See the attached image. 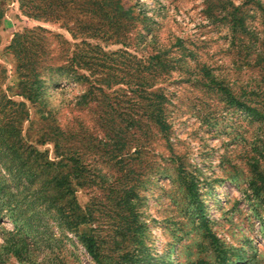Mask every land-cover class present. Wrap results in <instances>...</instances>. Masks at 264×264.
I'll list each match as a JSON object with an SVG mask.
<instances>
[{
  "label": "rangeland",
  "instance_id": "374dc122",
  "mask_svg": "<svg viewBox=\"0 0 264 264\" xmlns=\"http://www.w3.org/2000/svg\"><path fill=\"white\" fill-rule=\"evenodd\" d=\"M87 1H1L0 264H264V0H118L111 23Z\"/></svg>",
  "mask_w": 264,
  "mask_h": 264
},
{
  "label": "trees",
  "instance_id": "16d2710c",
  "mask_svg": "<svg viewBox=\"0 0 264 264\" xmlns=\"http://www.w3.org/2000/svg\"><path fill=\"white\" fill-rule=\"evenodd\" d=\"M1 1L2 0H0V17L3 14L2 10H1L2 9ZM51 1H53V0H50V2ZM69 1L73 2V0H69ZM33 2H35V0H21V7L28 14H33L34 17H40L41 13L40 12H36L34 7L32 6ZM87 2L91 6H95L97 4L96 0H88ZM98 6L100 8L101 14L103 15L102 19L106 20V21H108L110 23H111V21L113 19L116 18V14L121 9V7L123 8V6L120 5L118 0H101L100 5H98ZM88 13H89V19H90V21L92 23H93L94 19H98V20L100 19V18H94V16L98 15L96 12H92V10H91V12H88ZM90 21H89V23H90ZM89 23L86 24V26H88V27L91 26V25H89ZM92 28H94V27H91V29ZM114 33H115L116 36H118V32L117 31H115ZM28 61H29V59L25 63L21 61L20 62V66H22L23 63H24L23 65L25 67L28 66V63H29ZM71 65H72L71 67H73V64H71ZM79 65H77V67ZM57 69L62 71V70H65V67L59 66ZM70 69H72V72L75 71L74 68H70ZM34 78H35V81H33V83H27L28 86L25 84L24 81H21L20 86H19L20 87V91H19L18 94L23 95L27 100L34 101L36 99L37 95H38V92H37L38 88H37L36 83H35L38 80V78H36V76ZM8 102L13 103L10 99H8ZM243 107L249 112H253V111L255 112V108H253L251 106L244 105ZM155 115L160 117V111L158 110L157 114H155ZM156 121H157V123H159L161 128H165V124H164V122L162 120L157 118ZM9 128H10L9 129V137H10V136L13 135V131H15V128L17 129V127H14L13 125H11ZM54 146H55L56 149L58 148L59 145H58L57 141L55 142ZM27 147H29V146H27ZM8 151L9 152L5 156H3L4 159H5L3 161V163L5 164V161L8 159V155L11 154L12 158L17 160V163L15 165H13L12 168L17 170L20 175L24 174L25 175L24 178L26 179V181L31 182L32 180H34L36 178V176H37V172L35 171L36 168H37V162L33 160V164H31V165L28 164V159L30 158V153H27V155L23 157L22 156L23 154H21V153L17 154L16 153V148H13L12 146L10 147V149ZM34 151H35L34 158H36L37 156L43 155L41 152H39L37 150H34ZM59 155H61V158L57 162L58 166L64 164L63 160H66V161L71 160V157L64 155L63 151H61L59 153ZM25 157H26L27 160H25ZM1 158L2 157H0V161L2 162ZM49 164H50V162L44 161L43 163L40 164L39 170L42 171L43 169L48 167ZM8 171L11 172V169L8 168ZM67 176H68V173L64 174L61 177V181L58 180L57 176H55L53 178V181H55V187H56V189L58 191V194H60L61 187L64 185V183H66L65 192L66 193H72L73 192V189L70 188L69 177H67ZM50 182H51V180H50ZM45 184H46V182L44 181L41 185H39V190H42L43 193H44V190H45L44 189ZM35 191H36V195H34V196L36 198L37 203H36L35 207H32V210L34 212H38V208L37 207H40L44 202H46L47 198H46L45 193H44V195L43 194L40 195V194H37V190H35ZM188 191L191 192V195H195L196 191H195L194 184L193 185H191L190 183L188 184ZM129 193H131L130 190H129ZM69 206H71V208H72L70 212L63 214L62 211L59 210V213H61V215H63V217L66 219L65 221H66V223H67L69 228H75L77 225H79V224H81V223L86 221V214L79 208V206L75 202V197L74 196L70 200ZM21 215L22 214L19 213L15 218H13L14 221L20 220L22 218ZM129 225L130 224H127L125 226L126 230H130L131 227H129ZM135 228H137V226ZM97 240L98 239L96 238V236L94 237L93 235H86L84 233L80 235V241L85 246V248L87 249L89 254L95 260L99 261V250H100V247H99V245L97 243ZM136 261H138V263L141 264V260L140 259H138Z\"/></svg>",
  "mask_w": 264,
  "mask_h": 264
}]
</instances>
